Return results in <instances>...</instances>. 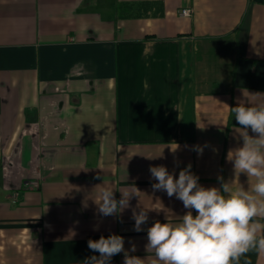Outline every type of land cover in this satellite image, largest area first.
Returning <instances> with one entry per match:
<instances>
[{"label": "crops", "instance_id": "obj_1", "mask_svg": "<svg viewBox=\"0 0 264 264\" xmlns=\"http://www.w3.org/2000/svg\"><path fill=\"white\" fill-rule=\"evenodd\" d=\"M238 104H264V0H0V264H84L99 257L88 240L111 234L151 264L147 229L188 211L153 191L151 166L178 178L191 165L204 187L255 182L228 159ZM105 187L139 196L103 217Z\"/></svg>", "mask_w": 264, "mask_h": 264}, {"label": "clouds", "instance_id": "obj_2", "mask_svg": "<svg viewBox=\"0 0 264 264\" xmlns=\"http://www.w3.org/2000/svg\"><path fill=\"white\" fill-rule=\"evenodd\" d=\"M236 123L244 130L242 145L229 151L235 175L255 178L249 190L232 188L218 177L221 187H204L191 172V165L179 171L178 178L164 165L151 166L153 191L175 196L187 209L179 223L155 221L147 229L146 250L154 254L151 264H240L250 251L264 253V104H238L231 108ZM249 130L252 135H249ZM173 152L178 149L175 144ZM198 155L203 147L193 146ZM115 198L111 188H102L96 204L103 217L117 215L129 207L132 195L139 191L122 192ZM227 194V195H226ZM193 210L195 215H193ZM134 231L144 229L148 211L133 210ZM88 248L98 252L84 264H110L113 256L124 253V264H145L144 259L129 255L124 237L111 234L88 240ZM130 251H135L133 245Z\"/></svg>", "mask_w": 264, "mask_h": 264}, {"label": "built area", "instance_id": "obj_3", "mask_svg": "<svg viewBox=\"0 0 264 264\" xmlns=\"http://www.w3.org/2000/svg\"><path fill=\"white\" fill-rule=\"evenodd\" d=\"M179 15L183 18H188L191 16V10L190 9H182L179 13ZM39 186V183L37 180H28L24 183V188L26 189H37ZM17 200V195H14L13 201L16 202Z\"/></svg>", "mask_w": 264, "mask_h": 264}]
</instances>
